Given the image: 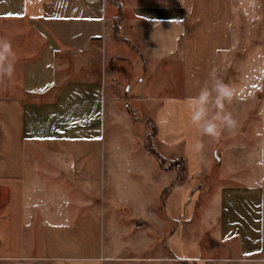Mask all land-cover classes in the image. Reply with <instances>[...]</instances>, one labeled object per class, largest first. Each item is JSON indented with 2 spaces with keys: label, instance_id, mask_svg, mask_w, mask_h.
I'll return each instance as SVG.
<instances>
[{
  "label": "crops",
  "instance_id": "1",
  "mask_svg": "<svg viewBox=\"0 0 264 264\" xmlns=\"http://www.w3.org/2000/svg\"><path fill=\"white\" fill-rule=\"evenodd\" d=\"M118 2L120 40L112 36L115 9L106 0H0L7 23L0 30L14 49L7 54L11 85L0 90V261H210L211 253L192 258L171 251L203 205L214 211L212 223L210 212L203 217L213 225L204 234H214L218 247L230 242L232 257L253 256L264 245V0ZM242 29L250 38L235 71L243 75L244 108L224 105L234 125L217 137L203 135L184 100L210 83L213 69L219 79ZM134 113L154 127L152 148L182 166L164 217L154 207L168 254H142L125 236L131 228L151 231L148 221L124 218L135 204L123 200V163L128 171L172 178L144 148L146 127ZM116 139L128 153H116ZM209 176L211 196L191 207L190 187ZM184 209L191 210L187 218Z\"/></svg>",
  "mask_w": 264,
  "mask_h": 264
},
{
  "label": "rangeland",
  "instance_id": "2",
  "mask_svg": "<svg viewBox=\"0 0 264 264\" xmlns=\"http://www.w3.org/2000/svg\"><path fill=\"white\" fill-rule=\"evenodd\" d=\"M111 6V5H110ZM113 8V6H111ZM7 24L4 19H0V27H4V25ZM116 22L113 21L111 18V21L109 23L110 28L115 26ZM241 26H244V20L240 24ZM112 36L115 40H120L118 38V35H115L114 32H112ZM253 36V35H252ZM236 37V52H234L229 58L226 59V64L222 66L221 74L219 76V79L223 80L224 83L229 84L235 89V96H234V103L230 102L225 104L226 106H237L244 108V82H243V75L235 71L236 69L239 70V61L240 59H243L244 57V45L246 43V38H250V35L246 34L243 29L238 30V33L235 35ZM255 37V35L253 36ZM0 40H7V34L2 32L0 30ZM11 44V42H10ZM19 44V42L17 43ZM12 45V44H11ZM14 52V49L11 47V52ZM18 56H20V47L18 46L17 50ZM9 62V60H8ZM6 76L0 73V90L5 92L10 87V83L8 79H5ZM5 90V91H4ZM236 98L239 100H236ZM232 99V100H233ZM232 106L233 109L234 107ZM236 108V107H235ZM228 109L227 111H229ZM224 110V109H223ZM214 110L213 112H215ZM134 117L142 121V123L146 127V133H145V140H144V148L148 150L150 153L153 152V155L156 157L158 166L160 169L164 172V175H169L172 178H168V176L165 178L164 176L157 175L154 176V173L151 174L149 177L148 174H141L136 173L135 170L128 171L127 167L130 165L126 161L123 163V166L121 167V174L119 177V181L122 184L124 193V201L129 202L130 205L132 202L135 204L134 207L129 208V210H124V218L127 223L130 222L132 219V216H136V218H139L142 221H148L149 229L151 232H148L147 234L155 236L157 239L156 241H150L147 234H145L144 231H134L132 228L130 231L125 233L126 240L129 242V244L133 247H135L136 251L143 253L147 252H157L160 254V252L163 254H168L167 249H165L164 242H161L160 234L163 231L164 225L161 223V218L155 214L154 207L159 204V213L162 217H164V203L166 201L167 196L170 194L171 188H175L180 184V182L183 180V173H182V166L178 161L173 160H166L162 158L158 152H156L151 145V138H152V128L150 123H148V119L141 114H135ZM115 146L118 149L116 153L123 154L124 152L128 153L127 149H125V146L128 147L127 144H124L123 141H119L116 139ZM110 149H113L112 145L109 146ZM138 162V161H137ZM136 163H133L132 166H136ZM139 163V162H138ZM140 164H144V166L147 163L140 162ZM126 167V168H125ZM147 167V165H146ZM143 168V167H142ZM152 169V166H151ZM174 169V171H173ZM152 172V170H150ZM173 171L172 174L170 172ZM135 172V173H134ZM163 175V174H162ZM172 179V180H171ZM168 182H167V181ZM214 181V178L212 176L200 179L199 184L198 182H194L193 185L190 187L189 192L186 197L189 198L190 206L195 207L196 205H200L208 201V198L211 196V185ZM166 182L168 183L166 186ZM171 184V185H170ZM170 185V186H169ZM186 200V199H185ZM124 202V203H125ZM126 205V204H124ZM206 206L203 205V208L196 211V219L195 222H191V227L189 229L188 236L185 234L183 236V239L178 238V240H173L171 243V251L173 255L175 254H182L186 257H196L198 254L206 255L207 253H211L213 255V260L206 261L202 260L199 262H185L181 264H264V245H262V249L255 253L253 256L248 257H232L231 252H233V248L227 249L226 246L229 245L230 242H221V246L218 247L214 241V234H204V230L211 229L213 227L212 224L208 223L207 219H203L205 217L206 213H211L212 215L210 217V222L213 221V213L214 211H210V209L207 211L205 208ZM191 211V210H190ZM186 209L182 211L184 218H187L188 212ZM204 213V215L202 214ZM160 220V221H159ZM151 233V234H150ZM189 238V239H188ZM204 238V239H201ZM198 239V240H197ZM155 244V245H154ZM264 244V242H263ZM140 247L138 248V246ZM260 249V248H259ZM236 253H239V251L236 249ZM228 253V254H227ZM200 256V255H199ZM227 259V260H225ZM0 264H23V263H13V262H7V261H0Z\"/></svg>",
  "mask_w": 264,
  "mask_h": 264
},
{
  "label": "clouds",
  "instance_id": "3",
  "mask_svg": "<svg viewBox=\"0 0 264 264\" xmlns=\"http://www.w3.org/2000/svg\"><path fill=\"white\" fill-rule=\"evenodd\" d=\"M11 53V44L7 40H0V73L11 76L13 64L8 62ZM210 83L201 85L194 95H189L184 100L188 110L190 123L195 126L201 134L211 137L220 135L221 127H231L235 121L230 113L224 111V105L230 103L235 96V89L218 79L213 69L209 74ZM214 106L216 111L209 114L210 107ZM197 141L195 147L199 148Z\"/></svg>",
  "mask_w": 264,
  "mask_h": 264
},
{
  "label": "trees",
  "instance_id": "4",
  "mask_svg": "<svg viewBox=\"0 0 264 264\" xmlns=\"http://www.w3.org/2000/svg\"><path fill=\"white\" fill-rule=\"evenodd\" d=\"M106 2L113 6V8L115 9V14L112 17L113 21L116 22L115 26L112 27V30L114 32L115 35H117V27L120 23V21L122 20V10L120 8V4L118 2V0H106ZM150 121H148L149 123ZM152 128V136L154 135V127L151 125ZM151 153L153 154V152L151 151Z\"/></svg>",
  "mask_w": 264,
  "mask_h": 264
}]
</instances>
